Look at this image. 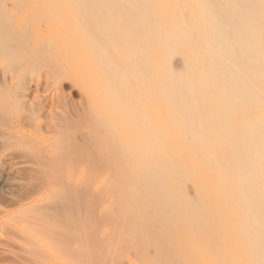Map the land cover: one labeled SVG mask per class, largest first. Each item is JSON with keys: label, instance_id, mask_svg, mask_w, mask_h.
<instances>
[{"label": "bare ground", "instance_id": "6f19581e", "mask_svg": "<svg viewBox=\"0 0 264 264\" xmlns=\"http://www.w3.org/2000/svg\"><path fill=\"white\" fill-rule=\"evenodd\" d=\"M36 1L69 16L74 64L141 142L136 175L158 179L145 196L210 256L264 264V0Z\"/></svg>", "mask_w": 264, "mask_h": 264}, {"label": "rangeland", "instance_id": "374dc122", "mask_svg": "<svg viewBox=\"0 0 264 264\" xmlns=\"http://www.w3.org/2000/svg\"><path fill=\"white\" fill-rule=\"evenodd\" d=\"M50 5L0 0V264L226 263L145 196L158 179L136 175L141 142L92 90L94 68L74 64L70 18Z\"/></svg>", "mask_w": 264, "mask_h": 264}]
</instances>
